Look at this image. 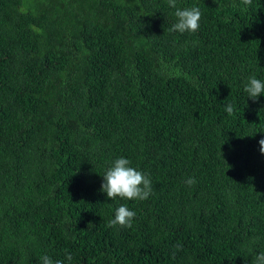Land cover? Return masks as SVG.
<instances>
[{"label": "trees", "instance_id": "1", "mask_svg": "<svg viewBox=\"0 0 264 264\" xmlns=\"http://www.w3.org/2000/svg\"><path fill=\"white\" fill-rule=\"evenodd\" d=\"M193 6L199 29L170 31ZM176 8L0 0V264H253L264 251V94L244 91L264 81V0ZM120 157L150 179L148 199L101 191ZM120 205L131 227L108 226Z\"/></svg>", "mask_w": 264, "mask_h": 264}, {"label": "clouds", "instance_id": "2", "mask_svg": "<svg viewBox=\"0 0 264 264\" xmlns=\"http://www.w3.org/2000/svg\"><path fill=\"white\" fill-rule=\"evenodd\" d=\"M244 5H251L252 0H242ZM169 7L176 8V0H168ZM201 11L198 7L185 8L183 10L176 8L175 17L177 22L173 24L170 31L196 32L200 27ZM244 91L248 96L255 100L261 94H264V81L252 76L244 86ZM225 111L231 115L234 108L231 104L227 105ZM261 154H264V138L258 141ZM131 162L127 158L120 157L116 159L112 166L109 167L103 177L101 191L107 194V198L114 200L117 197L127 200H146L152 192L151 181L145 174L136 168L130 166ZM185 183L192 186L196 183L194 177H189ZM136 213L129 210L127 205H120L116 211L114 219L109 220L108 226L114 227H131ZM70 264L71 254L65 257ZM40 264H64L62 260H53L51 257L44 255L40 257ZM253 264H264V251L255 256Z\"/></svg>", "mask_w": 264, "mask_h": 264}, {"label": "rangeland", "instance_id": "3", "mask_svg": "<svg viewBox=\"0 0 264 264\" xmlns=\"http://www.w3.org/2000/svg\"><path fill=\"white\" fill-rule=\"evenodd\" d=\"M41 1V0H40Z\"/></svg>", "mask_w": 264, "mask_h": 264}]
</instances>
